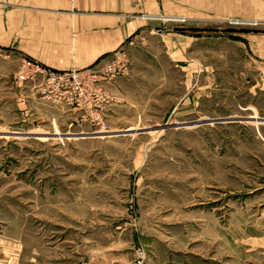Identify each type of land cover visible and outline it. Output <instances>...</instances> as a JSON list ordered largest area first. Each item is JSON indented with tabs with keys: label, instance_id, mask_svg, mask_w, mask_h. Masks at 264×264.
I'll use <instances>...</instances> for the list:
<instances>
[{
	"label": "rangeland",
	"instance_id": "obj_1",
	"mask_svg": "<svg viewBox=\"0 0 264 264\" xmlns=\"http://www.w3.org/2000/svg\"><path fill=\"white\" fill-rule=\"evenodd\" d=\"M231 1H129L147 26L105 84L108 134L70 126L18 82L19 41L0 48V264H264V124L234 99L260 67L233 58ZM170 32L193 42L188 63Z\"/></svg>",
	"mask_w": 264,
	"mask_h": 264
},
{
	"label": "crops",
	"instance_id": "obj_2",
	"mask_svg": "<svg viewBox=\"0 0 264 264\" xmlns=\"http://www.w3.org/2000/svg\"><path fill=\"white\" fill-rule=\"evenodd\" d=\"M129 1L0 0V48L13 47L19 41L14 46L16 52L55 70L105 63L126 40L146 29L147 22L142 18L130 17ZM3 5L11 7L8 26L2 19L5 16ZM222 5L218 14L228 17L219 16L221 21L233 18L246 23L233 27L239 32L234 35L241 38L232 41L234 60L260 67L264 61V0H232L229 8L233 16L222 11ZM160 12L161 8L155 7L154 17ZM170 15L178 22L181 15L191 14L186 8L180 15L171 9ZM155 24L154 34L160 33ZM165 37L170 41L171 62L183 64L192 60L188 55L193 42L188 36L170 32ZM246 80L244 89L234 92L236 106L240 111L250 112L248 119L264 124V80L259 73ZM59 112L67 114L72 123L75 114L71 110L60 108ZM247 118L239 116V120ZM73 123L70 126H74Z\"/></svg>",
	"mask_w": 264,
	"mask_h": 264
},
{
	"label": "built area",
	"instance_id": "obj_3",
	"mask_svg": "<svg viewBox=\"0 0 264 264\" xmlns=\"http://www.w3.org/2000/svg\"><path fill=\"white\" fill-rule=\"evenodd\" d=\"M130 67L128 50L122 46L98 68L54 70L32 59H24L17 80L36 83L41 99L54 107L71 110L79 127L89 125L97 129L95 134H108L113 130L106 112L114 99L105 84L125 76ZM260 76L264 80V61Z\"/></svg>",
	"mask_w": 264,
	"mask_h": 264
},
{
	"label": "trees",
	"instance_id": "obj_4",
	"mask_svg": "<svg viewBox=\"0 0 264 264\" xmlns=\"http://www.w3.org/2000/svg\"><path fill=\"white\" fill-rule=\"evenodd\" d=\"M240 31H241V30H240ZM242 31H243V30H242ZM233 36H234V35H233ZM233 38H234V39H241V38H239V37H236V36H235V37H233Z\"/></svg>",
	"mask_w": 264,
	"mask_h": 264
},
{
	"label": "bare ground",
	"instance_id": "obj_5",
	"mask_svg": "<svg viewBox=\"0 0 264 264\" xmlns=\"http://www.w3.org/2000/svg\"><path fill=\"white\" fill-rule=\"evenodd\" d=\"M255 246V245H254Z\"/></svg>",
	"mask_w": 264,
	"mask_h": 264
}]
</instances>
